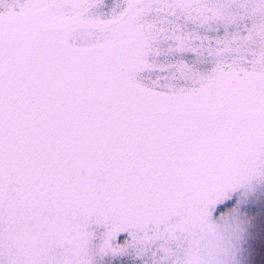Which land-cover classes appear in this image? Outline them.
Wrapping results in <instances>:
<instances>
[{"label": "snow or ice", "instance_id": "1", "mask_svg": "<svg viewBox=\"0 0 264 264\" xmlns=\"http://www.w3.org/2000/svg\"><path fill=\"white\" fill-rule=\"evenodd\" d=\"M0 264H264V0H0Z\"/></svg>", "mask_w": 264, "mask_h": 264}]
</instances>
